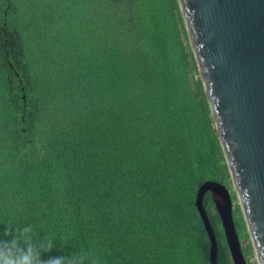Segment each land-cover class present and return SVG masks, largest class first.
<instances>
[{
  "label": "trees",
  "instance_id": "trees-1",
  "mask_svg": "<svg viewBox=\"0 0 264 264\" xmlns=\"http://www.w3.org/2000/svg\"><path fill=\"white\" fill-rule=\"evenodd\" d=\"M202 83L178 0H0V232L33 222L60 239L48 255L99 264H210L195 197L230 175Z\"/></svg>",
  "mask_w": 264,
  "mask_h": 264
},
{
  "label": "water",
  "instance_id": "water-1",
  "mask_svg": "<svg viewBox=\"0 0 264 264\" xmlns=\"http://www.w3.org/2000/svg\"><path fill=\"white\" fill-rule=\"evenodd\" d=\"M210 105L233 191L258 264H264V0H178ZM209 192L233 264H247L233 219L229 188L207 180L195 204L208 235L209 262L217 239L203 206Z\"/></svg>",
  "mask_w": 264,
  "mask_h": 264
},
{
  "label": "clouds",
  "instance_id": "clouds-1",
  "mask_svg": "<svg viewBox=\"0 0 264 264\" xmlns=\"http://www.w3.org/2000/svg\"><path fill=\"white\" fill-rule=\"evenodd\" d=\"M2 225L6 227L0 232V264H99L98 259L85 250L70 255H48L54 248L59 250V238L33 222L12 221ZM42 232L47 234L40 237Z\"/></svg>",
  "mask_w": 264,
  "mask_h": 264
},
{
  "label": "rangeland",
  "instance_id": "rangeland-1",
  "mask_svg": "<svg viewBox=\"0 0 264 264\" xmlns=\"http://www.w3.org/2000/svg\"><path fill=\"white\" fill-rule=\"evenodd\" d=\"M231 182H232V181H231V178L229 177V179H227L225 183L227 184V187L229 188L231 194L233 193V195H234V197H232V198H233V199H232V202H233V208H234L235 205L238 204V201H237V199H236V197H235V193H234V191H233V185H232ZM248 243H250V241L243 242L242 245L245 246V245H247ZM252 248H253V247H252ZM247 259H248V263H250V264H258L257 257H256V254H255L254 250H252V254L249 255Z\"/></svg>",
  "mask_w": 264,
  "mask_h": 264
},
{
  "label": "flooded vegetation",
  "instance_id": "flooded-vegetation-1",
  "mask_svg": "<svg viewBox=\"0 0 264 264\" xmlns=\"http://www.w3.org/2000/svg\"><path fill=\"white\" fill-rule=\"evenodd\" d=\"M230 194H231V192H230ZM231 197H234L233 193L231 194ZM232 199H233V198H232Z\"/></svg>",
  "mask_w": 264,
  "mask_h": 264
}]
</instances>
